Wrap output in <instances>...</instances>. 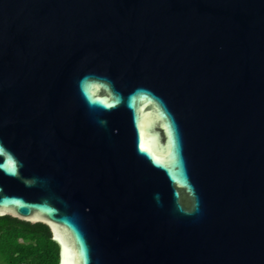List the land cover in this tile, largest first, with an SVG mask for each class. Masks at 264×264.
I'll use <instances>...</instances> for the list:
<instances>
[{
	"label": "water",
	"instance_id": "water-1",
	"mask_svg": "<svg viewBox=\"0 0 264 264\" xmlns=\"http://www.w3.org/2000/svg\"><path fill=\"white\" fill-rule=\"evenodd\" d=\"M58 264H264V0H0V217Z\"/></svg>",
	"mask_w": 264,
	"mask_h": 264
},
{
	"label": "trees",
	"instance_id": "trees-1",
	"mask_svg": "<svg viewBox=\"0 0 264 264\" xmlns=\"http://www.w3.org/2000/svg\"><path fill=\"white\" fill-rule=\"evenodd\" d=\"M0 259L3 264H58L59 248L45 225L1 216Z\"/></svg>",
	"mask_w": 264,
	"mask_h": 264
},
{
	"label": "rangeland",
	"instance_id": "rangeland-1",
	"mask_svg": "<svg viewBox=\"0 0 264 264\" xmlns=\"http://www.w3.org/2000/svg\"><path fill=\"white\" fill-rule=\"evenodd\" d=\"M0 264H3L2 260L0 259Z\"/></svg>",
	"mask_w": 264,
	"mask_h": 264
}]
</instances>
